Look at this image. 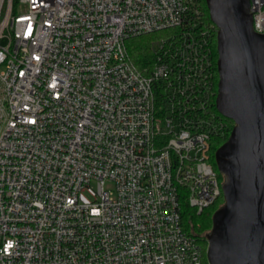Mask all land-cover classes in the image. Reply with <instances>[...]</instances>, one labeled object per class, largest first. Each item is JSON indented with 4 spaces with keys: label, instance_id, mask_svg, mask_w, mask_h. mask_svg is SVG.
<instances>
[{
    "label": "built area",
    "instance_id": "2783aa9c",
    "mask_svg": "<svg viewBox=\"0 0 264 264\" xmlns=\"http://www.w3.org/2000/svg\"><path fill=\"white\" fill-rule=\"evenodd\" d=\"M161 30L144 73L126 40ZM216 32L198 0H0V264H203Z\"/></svg>",
    "mask_w": 264,
    "mask_h": 264
},
{
    "label": "water",
    "instance_id": "95a60500",
    "mask_svg": "<svg viewBox=\"0 0 264 264\" xmlns=\"http://www.w3.org/2000/svg\"><path fill=\"white\" fill-rule=\"evenodd\" d=\"M217 27L215 108L234 125L214 151L223 204L206 233L209 264H264V34L249 0H205Z\"/></svg>",
    "mask_w": 264,
    "mask_h": 264
},
{
    "label": "trees",
    "instance_id": "16d2710c",
    "mask_svg": "<svg viewBox=\"0 0 264 264\" xmlns=\"http://www.w3.org/2000/svg\"><path fill=\"white\" fill-rule=\"evenodd\" d=\"M198 1L200 2L201 6L204 10L205 19L211 22V20L209 19L208 10H207L206 5H205V0H198ZM165 32H166V30L146 33V34H142L139 36L130 37L126 40V47H127L129 59L138 70H140L144 73L147 72V70L151 66V62H152L151 61V55H152L151 54V51H152L151 42L155 38H157L159 35H161ZM212 45H213V54H214L215 78L217 80L218 79V73H217L216 64H215L216 57H217L215 35L213 36ZM213 108L217 112V110L215 109V105L213 106ZM221 117L226 121L227 130H226V132H224L223 135L214 139L212 142L213 145L211 146V151H210V157H211L210 160L212 161V163H214L213 162L214 150L218 146H220L228 138L230 130L233 127V121L231 119L226 118L224 116H221ZM218 176L221 177L220 173H218ZM217 201H223L222 194H220L219 197L211 205H209L208 207L203 209L200 213H196L193 210H189V209H188L189 213L186 211V209L184 211H182V216H181L182 226L187 231H190V229H191V232H192L191 234L197 236V240H198V242L201 246V249H202L203 264L208 263V261L206 259L207 241L205 238V234L201 236L198 231H199L200 225H202V223H205L208 221L209 214L207 213V210H209V208H211V206H213L215 203H217ZM184 208H186V207L184 206Z\"/></svg>",
    "mask_w": 264,
    "mask_h": 264
},
{
    "label": "rangeland",
    "instance_id": "374dc122",
    "mask_svg": "<svg viewBox=\"0 0 264 264\" xmlns=\"http://www.w3.org/2000/svg\"><path fill=\"white\" fill-rule=\"evenodd\" d=\"M4 9H5V5H4ZM214 162V160H213ZM214 166H215V163H213ZM216 168V166H215ZM221 175V174H220ZM221 180H223V176L221 175L220 177ZM223 204V201H217V203H215L213 206H211V208H209V210H207V213L209 214V218H208V221L205 222V223H202V225H200V228H199V234L202 236V235H206L207 232H209L210 228H211V216H212V213L217 209L219 208L221 205ZM186 209V211L189 213L188 209L187 208H182V211H184Z\"/></svg>",
    "mask_w": 264,
    "mask_h": 264
}]
</instances>
